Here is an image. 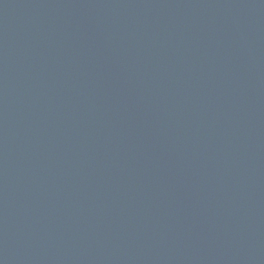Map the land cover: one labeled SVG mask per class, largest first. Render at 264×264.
<instances>
[{"label":"water","instance_id":"water-1","mask_svg":"<svg viewBox=\"0 0 264 264\" xmlns=\"http://www.w3.org/2000/svg\"><path fill=\"white\" fill-rule=\"evenodd\" d=\"M0 264H264V0H0Z\"/></svg>","mask_w":264,"mask_h":264}]
</instances>
